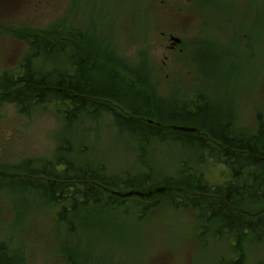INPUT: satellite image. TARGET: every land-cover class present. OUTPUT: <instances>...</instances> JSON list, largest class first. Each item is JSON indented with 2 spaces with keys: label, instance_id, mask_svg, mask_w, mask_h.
I'll return each instance as SVG.
<instances>
[{
  "label": "rangeland",
  "instance_id": "374dc122",
  "mask_svg": "<svg viewBox=\"0 0 264 264\" xmlns=\"http://www.w3.org/2000/svg\"><path fill=\"white\" fill-rule=\"evenodd\" d=\"M4 1L0 86L2 74L23 70L18 62L26 57L36 71L69 67L64 55L43 42L48 36L59 38L53 42L84 49L99 68L91 75L96 84L93 100L109 96L106 88H117L105 76L113 74L131 92L133 99L125 102L139 110V121L165 129L169 124L197 127L203 133L196 135H204L217 156L205 151L206 159L200 161L196 147L177 140L153 137L143 142L103 108L68 120L53 104H33L29 112H21L0 92V246L6 252L0 264H237L242 255L236 250L244 254L241 264H264V240L252 242L249 235L235 247V238L219 221L171 202L180 200L175 186H183L184 161L213 188L234 184V162L227 157L234 148L219 142L212 130L229 123L234 129L215 136L224 140L262 132L264 138V0ZM33 35L42 42L32 43ZM198 95L204 102L198 111L189 110L187 104ZM103 102L115 107L111 99ZM208 117L215 124L209 125ZM59 143L69 145L71 162L102 166L105 175L127 172L135 177L139 169H150L154 183L148 180L132 188L141 206L115 210L89 200L76 209L68 207L72 212L66 216L74 222L68 227L73 223L62 219L61 205L47 202L44 190L53 183L41 171ZM142 144L143 157L138 159ZM256 164L264 170V160ZM99 183L101 179L94 185L101 194ZM184 183L192 187L187 179ZM110 189L108 198L124 195ZM190 191L200 195L199 189ZM241 195L247 199L248 191ZM246 199L239 210L258 207Z\"/></svg>",
  "mask_w": 264,
  "mask_h": 264
},
{
  "label": "trees",
  "instance_id": "16d2710c",
  "mask_svg": "<svg viewBox=\"0 0 264 264\" xmlns=\"http://www.w3.org/2000/svg\"><path fill=\"white\" fill-rule=\"evenodd\" d=\"M30 38L33 41L32 43L40 44L42 42L41 38L37 35H33ZM58 39L59 38L55 39L48 36L43 42L47 49H56L59 53L64 55L66 57L65 59L71 62L70 65H68L69 67L60 68L57 69V71H36L31 69L29 59L25 58V65L22 67L23 70L18 73L13 72L5 74L0 86L3 91V99L15 104L21 112L25 111V113L31 110L33 104L44 106L53 104L57 112L68 120L73 119V117L76 118V116L81 113L89 112L90 108H93V112L98 108H103L111 112L115 123L119 127H124L130 134L140 135L143 142H146L153 137L163 140H177L182 142L184 146H189V148L196 147L199 150L197 156L200 155L197 159L200 161L206 159L205 151L208 156H212V154V157L217 156L214 152V148L210 146L205 139V136L196 135L203 133L197 127L196 131L193 133H184L152 126L142 120L139 121V116L141 115L139 110L129 107L128 100L125 102V99H133L131 92L119 84V81L117 82L113 78H116L113 74V77L109 76V73L105 76L106 78L109 77V82L117 86V88H106V92L109 96L101 94L98 95L101 98V101L93 100L91 96L94 94L93 91L96 88V84H93L94 82L91 75L94 71L99 72V68L94 64L92 58L86 57L85 54L87 53L84 52V49H79L69 44L58 45L56 42H53V40L57 41ZM35 48V45L30 48L32 56L35 53ZM4 91L6 94H4ZM115 93H119L118 95H121L122 97H120L123 98V100L119 99L120 97L118 98ZM133 97L138 98L139 103H143L142 98L139 96L136 97L134 95ZM105 98L111 99L114 102L115 107L103 102V99ZM200 101V99H196L190 102L196 111L200 108ZM95 104L100 106H95ZM118 108L124 113L125 111H128L129 115L131 114L134 118L128 117L126 114L123 115L121 111L116 110ZM136 116L138 117L136 118ZM223 130L224 127L223 129L220 127L218 131H210L213 137L219 142H223L226 146L234 148L232 153H227L228 159L231 162H234V165L231 168L234 184L233 182L226 183L213 188L206 182L203 183L202 174L195 173L192 168L187 166L188 163L184 161L187 170H182L181 175L185 177L182 180L184 182L185 179L190 181L192 187H183L185 184L184 182L183 186H175V188H178V198L180 200H175V202H173V200L170 199L173 205H182L186 208H192L197 212H202L203 215H208V220L219 221L221 226L223 225L224 228L229 229L231 232L230 234L235 238V241L237 242L235 247H240L242 240H245L249 235L251 236L249 238L252 242H260L264 240V170L260 168V166V170L257 169L258 164H256V161L253 162L250 158L248 161L245 160L248 158L249 154H251L252 157H264V148L262 151L259 150V142L263 141L264 138L262 132L252 135L253 140L257 142L249 149L247 146L249 143L245 142V137L232 138V142H234L232 144L228 136L224 138V140L217 135L215 136L217 132L221 135ZM206 138L211 140V137L209 136ZM229 144H232L233 146ZM143 146L144 145L142 144L139 148L137 154L138 159L143 157ZM238 150L242 153H247L241 154ZM70 152L69 145L59 143L54 158L45 162L41 168V171L43 169L53 183L50 190H44V195L48 199L47 202L50 205L51 203L55 204L57 202L61 205L63 210L59 213L62 215V219H65L66 222L73 223V225L67 223L68 227H74V222L66 216L72 212L68 210L69 206H73L74 209H76L78 205H84L85 203H88L89 200H93L96 204L108 205L115 210L123 208L125 211H128L129 209H135V207L141 206L139 203L140 201L138 202L135 199L122 200L120 199L122 196L120 198L115 196L108 198L107 192L111 191L110 188L119 189V192L122 193L123 191L128 190L135 191L132 190V188L143 186L148 180L154 183L153 178H151L150 169H139L137 176L135 177L127 172L120 175H105L103 174L104 169L102 166L93 168L94 166L88 164L78 165L75 164L74 161L71 162L67 156ZM62 158L65 162H63ZM258 162H260V160H258ZM59 165H64V168L58 170ZM180 166L182 169L181 163ZM72 179H75V185H70L69 183L58 184ZM99 179L103 182L99 183V188H103V193L101 192V194L94 185ZM80 181L81 183H79ZM196 181L199 182V184L196 185ZM70 187L72 188L71 190ZM171 187L174 188L172 185ZM195 189H199V196L190 191ZM240 191L243 193L248 191V195H245V197H248V201L252 202L254 205L257 204L258 207L251 209L249 212H242L239 210L240 201L246 199L242 195L240 196ZM69 192H71V195ZM92 193L93 195H90ZM254 196L260 197L261 200L254 198ZM68 199H71V202H63ZM144 208L145 207H143V211ZM76 224H78V222H76ZM221 226L220 228L223 229V226ZM1 247L2 246H0V262L2 263V261L5 262V259L2 258V254H5L6 252L4 247ZM236 251L238 252V255L241 253L242 257H244L242 250ZM242 257H240L239 260L243 259ZM239 260L237 264L242 263ZM11 264H16V262Z\"/></svg>",
  "mask_w": 264,
  "mask_h": 264
},
{
  "label": "flooded vegetation",
  "instance_id": "af4514ba",
  "mask_svg": "<svg viewBox=\"0 0 264 264\" xmlns=\"http://www.w3.org/2000/svg\"><path fill=\"white\" fill-rule=\"evenodd\" d=\"M11 1V0H10ZM204 102V99L202 100V102L201 103H203ZM228 124V125H227ZM226 124V126L224 127V130H223V133H225V132H229L230 131V128H232V129H234L233 128V126L231 125V124H229V123H227ZM259 122L256 124V126H255V129H254V131H257L258 129H259ZM256 133V132H255ZM229 137V139H230V141L232 142L233 141V139L232 138H230V136H228ZM245 137V142H248L249 143V145H247L248 146V148L250 149V147L251 146H254L255 144H256V142H255V140H253V137L250 135V137H247V136H244ZM234 141H236V140H234ZM223 143V142H222ZM234 142H232V144H233ZM223 144H225V143H223ZM264 148V140L263 141H260L259 142V150H261L262 151V149ZM230 153H232V152H230ZM247 153V152H246ZM248 158H249V156H248ZM250 159H252L253 160V162H258V160H260V162L259 163H261L263 160H264V157H250ZM258 170H260V168H257ZM252 181V180H251ZM250 181V182H251Z\"/></svg>",
  "mask_w": 264,
  "mask_h": 264
},
{
  "label": "water",
  "instance_id": "95a60500",
  "mask_svg": "<svg viewBox=\"0 0 264 264\" xmlns=\"http://www.w3.org/2000/svg\"><path fill=\"white\" fill-rule=\"evenodd\" d=\"M171 129L174 130H180V131H184V132H191L193 131V128H188V127H183V126H171Z\"/></svg>",
  "mask_w": 264,
  "mask_h": 264
},
{
  "label": "bare ground",
  "instance_id": "6f19581e",
  "mask_svg": "<svg viewBox=\"0 0 264 264\" xmlns=\"http://www.w3.org/2000/svg\"><path fill=\"white\" fill-rule=\"evenodd\" d=\"M207 121L209 122V125H213V124H215L214 122H212V121L210 120L209 117H208ZM217 122H218V121H216V123H217Z\"/></svg>",
  "mask_w": 264,
  "mask_h": 264
}]
</instances>
